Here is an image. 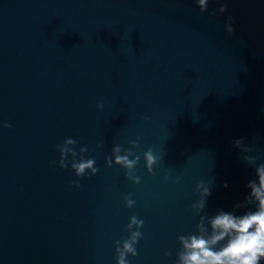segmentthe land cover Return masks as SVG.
<instances>
[{
	"label": "water",
	"instance_id": "1",
	"mask_svg": "<svg viewBox=\"0 0 264 264\" xmlns=\"http://www.w3.org/2000/svg\"><path fill=\"white\" fill-rule=\"evenodd\" d=\"M0 121V264H178L256 207L264 0H0Z\"/></svg>",
	"mask_w": 264,
	"mask_h": 264
},
{
	"label": "clouds",
	"instance_id": "2",
	"mask_svg": "<svg viewBox=\"0 0 264 264\" xmlns=\"http://www.w3.org/2000/svg\"><path fill=\"white\" fill-rule=\"evenodd\" d=\"M196 2L201 7L206 5V0H196ZM0 126L10 127V124L8 121H0ZM238 141L239 138L237 143ZM72 142L71 138H66L63 143L57 145L61 157L59 160L61 166L64 163V154L73 151L68 147ZM145 157L146 164L150 166L155 157L150 150L145 152ZM115 160L128 166L133 163L132 160H128L123 155H116ZM92 164L93 160L88 158L73 162L72 167L79 175L84 172L85 167L95 171ZM255 173V179L247 181L248 195L256 201L255 209L239 215L220 210L209 219L211 228L209 234H202L203 226H201L200 232L181 236L179 239L182 243V251L178 253V264H260L261 260H264V163L257 164ZM70 183L78 185L77 181ZM200 190L205 194L209 192L207 187ZM126 202L132 203L131 200H126ZM202 203V200L198 201L196 207L202 206ZM133 223L140 224L141 221L132 216L128 226L130 227ZM138 235V232L133 231L128 239L121 242L122 247H117V264H128L127 260L124 259L125 251L134 252L132 241ZM221 241L222 243L218 247H214Z\"/></svg>",
	"mask_w": 264,
	"mask_h": 264
}]
</instances>
